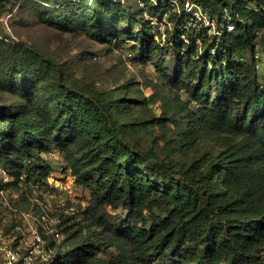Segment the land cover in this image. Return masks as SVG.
Returning <instances> with one entry per match:
<instances>
[{"label": "trees", "instance_id": "trees-1", "mask_svg": "<svg viewBox=\"0 0 264 264\" xmlns=\"http://www.w3.org/2000/svg\"><path fill=\"white\" fill-rule=\"evenodd\" d=\"M137 1V23L148 37L138 51L157 64L175 56L167 81L196 105L186 112L187 131L223 133L219 152L183 167L156 157L128 136L121 113H128L129 100L121 91L79 89L36 46L0 38V88L30 102L0 110V162L16 168V177L24 169L37 182L50 167L34 149L55 145L75 182L89 191L84 213L129 244L103 264H264V72L262 79L257 73L264 70V0H193L217 19L225 8L234 22L233 31L223 29L218 37L198 31L201 52L190 32L188 43L180 38L184 20L174 1L182 8L184 0ZM117 11L102 0L72 22L106 39L116 28L123 31ZM144 11L170 22L165 44ZM46 68L55 75L45 108H35L33 88ZM77 245L57 252L52 264L82 262L85 244Z\"/></svg>", "mask_w": 264, "mask_h": 264}, {"label": "rangeland", "instance_id": "rangeland-1", "mask_svg": "<svg viewBox=\"0 0 264 264\" xmlns=\"http://www.w3.org/2000/svg\"><path fill=\"white\" fill-rule=\"evenodd\" d=\"M100 1L0 0V38L36 46L54 59L79 89L108 95L121 91L129 100L128 113H121V118L127 121L128 136L139 147L152 150L156 157L183 167L218 153L223 133L204 128L187 131L186 112L195 110L196 105L181 88L167 81L175 73V56L169 55L162 64H157L138 51L140 42L148 37L141 33L137 23L141 14L137 0H109L120 14L115 23L123 31L116 28L106 39H96L77 21L72 22L73 15ZM144 1L146 6L154 3ZM166 8L171 9L168 1ZM165 20L156 21V28H152L160 44H165L164 28L168 27ZM257 71L262 79L264 70L259 67ZM54 75L53 68L40 73L41 78L33 88V107L45 108L49 82ZM29 103L0 88V110L9 105L21 109ZM41 112H36L40 119ZM34 151L40 152L37 160L50 167L45 177L39 174L37 182L24 169L16 177V168L0 162L7 173H0V186L7 189L0 195L4 243L23 251L39 236L42 242L36 255L37 264H52L57 252L63 254L80 242L85 244L87 254L75 264H103L120 247L129 248L128 243L94 225L84 213L89 191L75 182L64 154L55 145Z\"/></svg>", "mask_w": 264, "mask_h": 264}, {"label": "built area", "instance_id": "built-area-1", "mask_svg": "<svg viewBox=\"0 0 264 264\" xmlns=\"http://www.w3.org/2000/svg\"><path fill=\"white\" fill-rule=\"evenodd\" d=\"M177 6L178 12L183 15V23L179 26L182 30L180 38L184 43L190 41L187 36V32H190L195 36L198 43V49L201 50V39L197 37L196 33L200 30L204 31V34L208 37H218L222 30L233 31L234 22L231 19L229 12L224 8V11L219 19H217L212 13L205 9L199 2L193 0H184L182 8H179L177 2L174 1ZM144 16L150 20V23L157 24L155 17L149 16L147 12H143ZM163 15L162 19H165ZM168 27L170 22L165 20ZM161 26H159L160 28ZM164 36V33H163ZM0 173L7 174L6 170L0 167ZM5 186H0V195L6 192ZM58 236V232H55ZM2 230L0 229V253L2 254V261L0 264H37L36 255L41 251L42 240L39 236H35V240L31 242L29 248L25 250H19L16 246H8L4 243Z\"/></svg>", "mask_w": 264, "mask_h": 264}]
</instances>
